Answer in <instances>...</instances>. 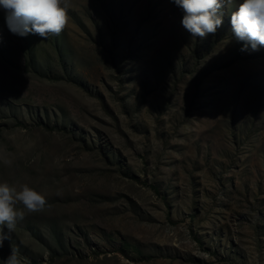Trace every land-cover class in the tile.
<instances>
[{"label":"rangeland","instance_id":"1","mask_svg":"<svg viewBox=\"0 0 264 264\" xmlns=\"http://www.w3.org/2000/svg\"><path fill=\"white\" fill-rule=\"evenodd\" d=\"M46 39L0 12V181L44 195L21 264H264V46L229 13L191 39L171 0H67ZM22 207V206H20Z\"/></svg>","mask_w":264,"mask_h":264},{"label":"clouds","instance_id":"2","mask_svg":"<svg viewBox=\"0 0 264 264\" xmlns=\"http://www.w3.org/2000/svg\"><path fill=\"white\" fill-rule=\"evenodd\" d=\"M182 13L180 24L191 39L215 33L222 23V6L235 3L229 13L232 36L252 49L264 46V0H171ZM67 0H0L9 31L18 36L35 34L46 39L58 34L67 22ZM45 205L44 195L27 184L0 181V246L26 212L39 211ZM22 206V207H20ZM3 264H21L14 247Z\"/></svg>","mask_w":264,"mask_h":264}]
</instances>
